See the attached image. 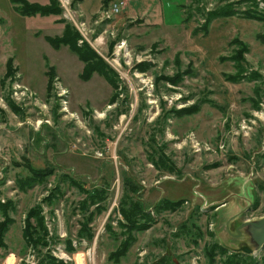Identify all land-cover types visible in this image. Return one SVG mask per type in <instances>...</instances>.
<instances>
[{
  "label": "rangeland",
  "instance_id": "obj_1",
  "mask_svg": "<svg viewBox=\"0 0 264 264\" xmlns=\"http://www.w3.org/2000/svg\"><path fill=\"white\" fill-rule=\"evenodd\" d=\"M64 1L28 16L0 0V264H264L244 226L264 218V21L240 14L252 0H133L109 20L115 0ZM157 6L164 24L142 14ZM69 24L116 71L114 103V85L82 80L79 55L47 40ZM103 187L97 208L88 192Z\"/></svg>",
  "mask_w": 264,
  "mask_h": 264
},
{
  "label": "trees",
  "instance_id": "obj_2",
  "mask_svg": "<svg viewBox=\"0 0 264 264\" xmlns=\"http://www.w3.org/2000/svg\"><path fill=\"white\" fill-rule=\"evenodd\" d=\"M15 4H17L16 9L22 14V15H36V14H41V15H50V14H62L63 13V8L61 6V2L60 0H49V2L47 4H41L39 2H31L29 0H12ZM109 0H104V3H108ZM192 2L195 1H199V0H191ZM264 2V0H263ZM235 13H237L235 10H228L227 8L225 10H214V11H210L209 16H208V22H210L211 20H213L214 18H216L217 16H229V15H234ZM242 16L249 18V19H256V20H260V21H264V5L261 7L259 4L258 0H252V7L251 8H247L246 7V11L240 13ZM63 20H65L63 18ZM47 40L57 49L60 48L61 45H68L69 48L74 51L75 53H77L79 55V58L84 62V67L82 72L80 73V77L82 80L84 81H88L94 73H98L100 75H103L112 85H114V89H115V93L111 96L110 101L111 102H115L114 100H116L117 95H118V75L116 73V71L111 68V66L106 63L100 56H98L96 54V51L90 46V44L87 41H84L82 43L79 42V40L81 39V34L80 32L74 27L71 26L70 24L67 25L65 27V30L63 31V33L61 35H55V36H47L46 37ZM258 38L260 39L261 42L264 43V32L263 33H259L258 34ZM248 49V47L243 43L242 45V50L236 52L232 58L236 59V62L238 63V70H237V75L239 76H244L245 73V68L242 65V62H244V55L243 53ZM12 58H10L8 60V72H12L13 71V64H12ZM49 67V71H48V75H49V80H48V86L52 85V81L55 78V67L53 65H48ZM244 73V74H243ZM166 79L170 82H176L177 78H173L171 76L166 77ZM117 84V85H116ZM116 85V86H115ZM187 110H190L189 108H185L183 110H181V112H185ZM26 162L28 164H31L29 160H26ZM169 168V167H167ZM31 174H33V176L35 178L39 177V179L41 178H48L50 176H52L54 174V170L53 168H51L50 170L48 169V167L46 168H40L39 170H36V168L31 167L30 168ZM35 174V175H34ZM37 175V176H36ZM69 180L71 183H78V181L73 178L72 176H69ZM106 189V188H105ZM89 201L90 203H93L97 206V208H99L101 206L102 200H104L107 195L105 194V190L104 187L103 188H95L94 190H90L89 192ZM139 201V199H137ZM0 203L2 204V202L0 201ZM11 205V202H8ZM163 206L165 208H177L179 207L182 203H183V199H179V200H174V199H165L163 200ZM0 204V206H1ZM138 205V203H137ZM140 206L139 209L144 210V212L146 213L145 215V219L149 220L150 218V213H148L145 209H143V207L141 206V202L139 204ZM136 206L132 207V209L128 212H131ZM138 210H136L137 212ZM127 211L126 216H128L130 219H135V218H131L129 216V214ZM30 217V215H29ZM145 220V221H146ZM152 220L148 221V224H151ZM41 224V221H40ZM146 222H144V224H133L137 225L136 230H144L146 229V226L144 225H148ZM131 226V224H130ZM129 226V228H130ZM143 228H140L142 227ZM3 225L0 224V231L4 229ZM150 227V226H149ZM148 228V227H147ZM29 233V232H28ZM24 234V238H28L31 237L29 234ZM128 236L126 237V239L123 241L124 243L119 246L116 250L111 251V253L109 254V260L110 261H114V259L123 256V254L125 255L127 249L129 248V246L134 242V240L132 239V235H131V231L127 234ZM83 237V235H82ZM92 238V237H91ZM90 238V239H91ZM70 247L72 251H75L76 248L73 245V241L71 240L70 242ZM57 264L60 263L58 260L56 261Z\"/></svg>",
  "mask_w": 264,
  "mask_h": 264
},
{
  "label": "built area",
  "instance_id": "obj_3",
  "mask_svg": "<svg viewBox=\"0 0 264 264\" xmlns=\"http://www.w3.org/2000/svg\"><path fill=\"white\" fill-rule=\"evenodd\" d=\"M131 1H133V0H117V1L110 3V5L103 10L102 18L104 20L112 19L113 17L117 16L120 12H122L127 7L129 2H131ZM64 3H65L64 6H66L68 4V1L65 0ZM75 23H77V22H75ZM80 24L84 25L82 22ZM77 25L79 26L78 23H77ZM98 154L101 155V153H98Z\"/></svg>",
  "mask_w": 264,
  "mask_h": 264
},
{
  "label": "crops",
  "instance_id": "obj_4",
  "mask_svg": "<svg viewBox=\"0 0 264 264\" xmlns=\"http://www.w3.org/2000/svg\"><path fill=\"white\" fill-rule=\"evenodd\" d=\"M48 1L49 0H47V3H48ZM115 1H117V0H115ZM157 2V0H154V3H156ZM43 4H46V2L45 3H43ZM130 7V6H129ZM151 9L153 8V6L152 5H150L149 6ZM151 11L152 10H148L147 8H145L144 9V11L142 12V14H144V15H146V18L148 19V20H157L158 22V25H160V24H164V21H161L160 20V7H158L157 6V8H156V10H154L153 12H152V15L150 16L149 14L151 13ZM183 11H185V8H183ZM130 12H132L133 13V11H130ZM147 12H149V14L147 15L146 13ZM138 13V12H137ZM185 13V12H184ZM124 17H130L129 16V13H128V15H125V16H120L119 18H120V21H124ZM184 18H185V14H184Z\"/></svg>",
  "mask_w": 264,
  "mask_h": 264
},
{
  "label": "water",
  "instance_id": "obj_5",
  "mask_svg": "<svg viewBox=\"0 0 264 264\" xmlns=\"http://www.w3.org/2000/svg\"><path fill=\"white\" fill-rule=\"evenodd\" d=\"M247 225H252L255 227V235L260 238L261 245H264V218L258 222H248L244 224V226Z\"/></svg>",
  "mask_w": 264,
  "mask_h": 264
}]
</instances>
